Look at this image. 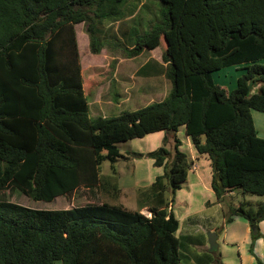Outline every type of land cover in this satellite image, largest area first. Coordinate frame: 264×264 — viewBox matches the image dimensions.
<instances>
[{"label":"trees","instance_id":"obj_1","mask_svg":"<svg viewBox=\"0 0 264 264\" xmlns=\"http://www.w3.org/2000/svg\"><path fill=\"white\" fill-rule=\"evenodd\" d=\"M159 1L158 19L139 34L126 21L144 4L126 11V0H0V264H182L190 237L176 236L168 197L191 168L180 150L181 129L208 161L216 202L235 192L264 197V139L250 115L264 114V0ZM80 22L94 54L108 40L130 57L161 45L166 97L114 118L90 117L75 31ZM238 64L243 72L231 90L213 80L214 71ZM158 132L173 134L172 150L164 136L153 151L128 153L163 170L137 190L135 210L107 202L35 210L4 196L17 191L51 202L108 186L117 195L101 165L109 162L114 172L127 158L120 144ZM223 216L225 224L244 220L252 242L264 202L243 199ZM210 264H221L218 253Z\"/></svg>","mask_w":264,"mask_h":264},{"label":"rangeland","instance_id":"obj_2","mask_svg":"<svg viewBox=\"0 0 264 264\" xmlns=\"http://www.w3.org/2000/svg\"><path fill=\"white\" fill-rule=\"evenodd\" d=\"M124 10H129L133 4H144L136 19H128L127 27L133 32L143 34L148 30L150 24L155 23L159 16V0H126ZM118 25V22L113 24ZM78 52L80 56L82 74L89 90V116L92 118H114L122 112H133L141 109L152 102L163 100L170 90V82L163 73L147 75L141 71L142 64L155 58L162 62V46L152 50H146L137 56L130 57L121 45L113 40L105 41V45L99 54H93L89 49V41L85 32L83 22L75 24ZM261 62H264L262 59ZM163 65H165L162 62ZM242 64L229 66L214 71L212 78L216 83L226 86L231 90L235 84L236 77L243 72ZM146 73V72H145ZM256 135L264 139V114L250 112ZM166 148L172 150L173 134L168 133ZM163 132L153 133L142 139L130 140L119 145L120 152L127 158L119 159L114 165L115 171L110 170L109 162L101 165V174L105 177L109 185H116L119 194L108 187L104 191L77 190L70 199L59 196L51 202H35L15 191L11 194L5 193V198L9 202L35 210H66L73 207L83 206L90 203L107 202L110 204L122 205L128 209H136L137 190L154 182L155 178L162 175V168L153 166V161L148 158H132L129 152L147 153L162 146ZM182 142L180 150L188 156L194 151L189 139L183 131L177 134ZM196 164V163H195ZM197 170L188 173L187 183L174 195L168 193L169 199H173V212L180 220V233L188 234L200 232L205 238L208 232L207 226L220 230L222 225V215L229 206L237 207L242 200L252 199L257 202H264V197L241 195L237 192L226 195L218 204L212 203L214 198L209 188L204 185V176L210 173L208 164L204 160H199ZM192 169V167H191ZM202 173L203 178L198 177ZM197 176L194 181L193 176ZM206 187V188H205ZM211 193V195H210ZM255 203V202H254ZM208 204V205H207ZM148 214L147 211H143ZM188 218L196 220L199 228L188 229ZM224 254L225 263L234 264V253L230 247H219ZM54 264H61L55 261ZM182 264H186L184 261Z\"/></svg>","mask_w":264,"mask_h":264},{"label":"crops","instance_id":"obj_3","mask_svg":"<svg viewBox=\"0 0 264 264\" xmlns=\"http://www.w3.org/2000/svg\"><path fill=\"white\" fill-rule=\"evenodd\" d=\"M159 63L162 62L156 58L154 60L148 59L142 64L143 66L140 69L144 74L156 75L159 74L158 72L160 69ZM163 134L164 136H167L165 134H168V132L167 133L163 132ZM188 159L191 161V167H192V169L190 168V170H188V173H192L193 171L197 170L198 168L197 163L199 162V160H204L205 165L208 164L206 158L204 156L197 155L195 151H191L190 155L188 156ZM203 176L204 175H202V173H198V177L200 179L203 178ZM193 178L194 181H197V176H193ZM210 178H211V174L206 173V177L204 176V181H205L204 185H206V187L209 189H210ZM187 179H188V175L185 183H187ZM150 184L144 187H147ZM246 201H249L251 203L257 202L256 200L253 201L252 199ZM211 202L212 203L209 204H218V202L215 201V198H213ZM173 206H172V211H173ZM131 210H135V209H131ZM144 210L147 211L148 214H144L143 213ZM141 213L147 217L150 216V212L146 208L143 209ZM176 219L179 222V229L177 230L176 236L184 235L179 232L181 229L180 220L178 218ZM193 227L199 228L197 221L188 218V229H191ZM257 228H258L257 233L259 234V236L254 241L251 242L250 229L244 220H242L239 217H233L230 223L225 224L224 216L222 215V225L220 227V230L217 228H210L209 226H207L206 228L208 229V232H212L216 234L214 240L216 244L215 248L211 250L208 248L207 240L200 232L185 234L190 237V240H188V245H186L183 248V254L185 255L184 262L186 264H210L211 256H213L214 253H218L219 260L221 264H223L225 263L226 260H224L223 258L224 254L223 252H221L222 249L220 250L219 247L221 248L230 247V248H234L233 249L234 259H235L234 264H264V241H263L264 220L258 223Z\"/></svg>","mask_w":264,"mask_h":264},{"label":"water","instance_id":"obj_4","mask_svg":"<svg viewBox=\"0 0 264 264\" xmlns=\"http://www.w3.org/2000/svg\"><path fill=\"white\" fill-rule=\"evenodd\" d=\"M215 237H216V234L215 233H212V232H209L207 233L206 235V240H207V245H208V248L211 250L213 248H215L216 244H215Z\"/></svg>","mask_w":264,"mask_h":264}]
</instances>
